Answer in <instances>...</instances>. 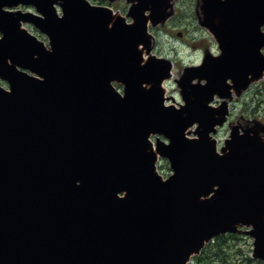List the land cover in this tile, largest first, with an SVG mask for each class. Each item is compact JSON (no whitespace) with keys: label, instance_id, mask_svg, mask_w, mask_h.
Here are the masks:
<instances>
[{"label":"water","instance_id":"95a60500","mask_svg":"<svg viewBox=\"0 0 264 264\" xmlns=\"http://www.w3.org/2000/svg\"><path fill=\"white\" fill-rule=\"evenodd\" d=\"M20 4L39 14L5 9ZM201 8L222 54L183 69L176 108L172 60L148 31L171 0H138L132 24L89 0H0V264H187L241 226L264 263V128L233 126L218 151L227 103L209 106L220 82L242 91L264 75V0Z\"/></svg>","mask_w":264,"mask_h":264},{"label":"rangeland","instance_id":"374dc122","mask_svg":"<svg viewBox=\"0 0 264 264\" xmlns=\"http://www.w3.org/2000/svg\"><path fill=\"white\" fill-rule=\"evenodd\" d=\"M130 2L132 1L121 0V5L119 6H129ZM171 6L172 9L170 11L174 10L172 1ZM181 6L182 11L180 8L178 9V15H181V17H172L156 27H152L151 24L149 26L150 31L157 36L159 41H162L159 44L162 52L160 56L172 57L177 60L172 70V78L174 80L179 78L185 66L198 65L206 53L211 52L216 55L215 51H219L209 29L204 25L203 27L199 25L201 22L199 21V17H197L199 15L197 1L184 0ZM27 28L37 34L35 32L36 29L33 30L30 26H27ZM38 36L40 39L46 40L45 36L39 34ZM208 45L210 49L206 50L204 47ZM153 53L155 52L153 51ZM166 86L169 94L173 96H175V91L179 92L181 90L180 87H177L178 85H176L175 81H171ZM241 105L247 106V113H249V115L244 116L245 120H250L252 123L259 122L264 124V77L252 84V92L242 100ZM241 117V112L237 110L233 117H231L230 123L220 131V138H223V140L224 138H229L230 125L239 126L237 120ZM239 129L242 132L241 127ZM193 133L190 136H194ZM161 168L164 172H167L169 169L168 163L162 162ZM240 245H242L243 249H246L245 252L238 249ZM253 249L254 239L252 237L228 238L212 247L208 256L201 259L200 264H254V262L256 264V261L264 264L261 260L253 258ZM234 258L237 259L236 262Z\"/></svg>","mask_w":264,"mask_h":264},{"label":"flooded vegetation","instance_id":"af4514ba","mask_svg":"<svg viewBox=\"0 0 264 264\" xmlns=\"http://www.w3.org/2000/svg\"><path fill=\"white\" fill-rule=\"evenodd\" d=\"M89 1L94 6L108 7L110 9H112L113 12L122 15L125 18V21H126L127 24H131L133 22L132 18L127 15L129 8L133 4L138 3V0H136V1L131 0L132 2H130L129 6L128 5L127 6L123 5L124 7H121V6H119V5H121V0H113V1H111V0H89ZM171 1L173 3V8H174V16L173 17H176V18L181 17V15H178V9L180 8L181 11H182L181 4L183 3L184 0H171ZM196 1H197V4H198L197 9L199 11V15H197V17H203V11H202V8H201V6L203 4V0H196ZM22 8L25 9V10H28V9L34 10L32 7L28 8V7L24 6ZM57 9H58V11H60V8L58 6H57ZM199 25L202 26L200 23H199ZM154 27H156V26H154ZM262 31L264 32V26L262 27ZM152 34H153V45H154V48H155V52H157L159 54H162V52L160 50V45H159L160 43H162V41H159L157 39V36L154 33H152ZM216 46L218 47L217 43H216ZM204 48L206 50L210 49L209 45L205 46ZM218 49H219V47H218ZM208 53L212 54L211 52H208ZM215 53H216V55H214V54H212V55L213 56H219L221 54V50L219 49V51H215ZM261 53L264 55V47L261 49ZM235 55H237V54H235ZM169 58H171L173 60V64L177 63L176 58H172V57H169ZM202 63L203 62L201 61L200 64H202ZM200 64H198V65H200ZM221 72H223V71H221ZM237 77H239V76H237ZM171 81H175V80L172 78V79H170L167 82V84H169ZM235 81H233L231 78H228V79H226L225 82H223V81L220 82L219 83L220 85L218 84L217 87L218 88L221 87L220 90L223 93L225 92L227 96L224 97L223 99H221L217 95L218 92H216L214 94L213 100L210 102L209 106H212V110L220 111L223 108L224 102H226L227 106H228L227 114L230 115V117H231V115H234L237 110L239 112H241V116L242 117L237 120V123H241L244 127H246L247 125L250 124L251 121L244 119V116L249 115V113H247V106L246 107L242 106L241 102H242V100L245 97L249 96V94L252 92V85L249 88L243 89L242 92H241V88L238 85L239 81L238 80L236 82ZM197 83H200L201 85H206L207 84V80L201 79V80H198ZM117 87L119 89H123L122 84H117ZM174 94L176 95L177 99L179 100L180 98L178 96V91H175ZM194 263H195V260L192 261V264H194ZM197 264H200V262H198Z\"/></svg>","mask_w":264,"mask_h":264},{"label":"trees","instance_id":"16d2710c","mask_svg":"<svg viewBox=\"0 0 264 264\" xmlns=\"http://www.w3.org/2000/svg\"><path fill=\"white\" fill-rule=\"evenodd\" d=\"M264 127V126H263ZM242 235L240 234H226V235H221L219 237H217L216 239H214V241H212L211 245L202 252V254L199 256V258L195 261L194 264H197L198 261L200 260V258L202 259L203 257L208 256V254L210 253L211 247L216 246L218 243L228 239V238H232V239H237L238 237H241ZM245 252V251H243ZM255 264V262H254ZM256 264H261L259 261H256Z\"/></svg>","mask_w":264,"mask_h":264}]
</instances>
